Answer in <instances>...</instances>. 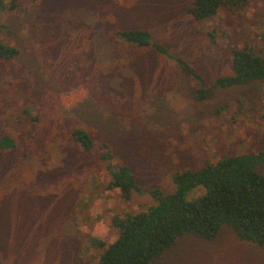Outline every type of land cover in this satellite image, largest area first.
<instances>
[{
    "label": "rangeland",
    "instance_id": "1",
    "mask_svg": "<svg viewBox=\"0 0 264 264\" xmlns=\"http://www.w3.org/2000/svg\"><path fill=\"white\" fill-rule=\"evenodd\" d=\"M12 1L0 0V43L19 49L0 59V138L17 144L0 151V264H94L117 237L113 216L146 211L150 189L172 192L177 171L264 148L261 81L194 96L232 74L233 49L262 46L264 0L206 19L187 13L191 0ZM126 28L146 29L202 82L114 36ZM120 164L141 188L128 199L108 188ZM152 264H264V249L224 227L212 239L180 236Z\"/></svg>",
    "mask_w": 264,
    "mask_h": 264
},
{
    "label": "trees",
    "instance_id": "2",
    "mask_svg": "<svg viewBox=\"0 0 264 264\" xmlns=\"http://www.w3.org/2000/svg\"><path fill=\"white\" fill-rule=\"evenodd\" d=\"M250 0H191L187 13L195 19L213 17L221 9L240 17ZM12 5L16 3L13 0ZM114 36L122 42L153 46L156 51L173 58L189 78H202L199 72L181 57L173 56L165 46L152 41L151 34L143 28L119 29ZM260 47L245 45L232 50V74L220 76L208 87L195 90V98L213 95L217 87L247 84L259 80L264 88V33ZM19 54L12 44L0 43V59L9 61ZM74 142L85 151L92 148L90 134L83 128L71 133ZM13 138H0V151L15 150ZM264 163V148L257 152L243 153L208 163L199 169H184L172 176L174 190L169 193L159 188L149 190L155 203L146 211L125 212L113 216L111 225L117 233L94 264H152L171 247L180 236L193 235L212 239L224 227L231 228L242 240L264 249V173L257 167ZM108 188L118 189L124 199L132 192H139L128 166L120 164L111 171ZM196 186H203L204 194L187 200L185 194Z\"/></svg>",
    "mask_w": 264,
    "mask_h": 264
}]
</instances>
